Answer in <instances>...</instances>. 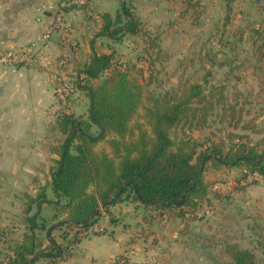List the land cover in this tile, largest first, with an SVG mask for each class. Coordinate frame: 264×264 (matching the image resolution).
Listing matches in <instances>:
<instances>
[{
  "label": "trees",
  "instance_id": "16d2710c",
  "mask_svg": "<svg viewBox=\"0 0 264 264\" xmlns=\"http://www.w3.org/2000/svg\"><path fill=\"white\" fill-rule=\"evenodd\" d=\"M100 18L102 25L97 34L107 36L114 44L122 43L127 35H143L149 39L150 47L159 50V43L146 36L142 20L127 0H121L115 15L106 11L100 13ZM246 33L251 39L249 60H254L255 66L264 64V21L240 30V40ZM111 48L110 53L94 51L75 77L79 92L88 99L86 113H59L58 128L63 139L50 182L56 199H48L44 188L36 197L26 195L24 239L0 257V264H59L72 255V246L99 222L100 204L114 203L117 198L137 200L148 211L197 217L210 192L209 172L236 167L240 169L238 180L245 183L257 182L247 181L250 175L264 177V138L255 140L250 133L237 131L243 128L262 132L257 129V117L247 118L251 112V108H246L247 101L230 96L224 81L211 83L207 77L211 71L203 76L204 81L187 79L162 94L150 93L146 121L151 130L138 124V136L125 139L142 104L145 84L131 72L135 64L124 63ZM138 70L142 75L143 70ZM213 116L232 129L218 128L204 138L191 135L211 126ZM177 126L187 132L183 130L179 139L171 133ZM223 130L225 133L219 136ZM110 133L120 137L110 140L114 155L97 147ZM44 202L55 207L54 218L61 214L65 217L57 221L40 217ZM34 203L38 211L29 215ZM64 224L75 229L67 246L48 236V231ZM62 235L66 238L69 233L64 231ZM228 251L232 264H258L254 251L238 243L228 244Z\"/></svg>",
  "mask_w": 264,
  "mask_h": 264
},
{
  "label": "crops",
  "instance_id": "0c3cea01",
  "mask_svg": "<svg viewBox=\"0 0 264 264\" xmlns=\"http://www.w3.org/2000/svg\"><path fill=\"white\" fill-rule=\"evenodd\" d=\"M132 2L143 26L151 28L150 16L143 11L140 0ZM66 3L67 0H0V52L21 48L43 33L54 18L55 7L64 10L65 26L52 34L49 44L29 65L14 67L0 62L1 258L24 239L26 195L36 197L44 188L48 199H56L55 194L50 195V182L63 139L58 128L59 113L87 111L88 99L81 92L78 94L84 96V101L80 107L75 96L70 99L72 107L70 102L66 106L58 102L54 83L58 58L63 56L67 61L60 71L75 78L94 51L102 54L113 49L110 38L97 34L102 25L100 13L115 15L121 0H94L86 8ZM128 36L142 37L149 43L143 35H127L124 40ZM146 51L159 52L148 45ZM78 108L84 109L78 113ZM239 172L231 168L208 173L210 192L197 217L148 211L144 204L132 199L117 198L114 203L100 204L96 224L102 231L88 229L87 235L72 246V255L59 264H108L120 255L127 256L133 264H217L218 237H226L230 244L235 241L232 236L264 229V184L240 182ZM37 211L34 203L29 215ZM55 213V207L48 202L40 207V217L48 220L57 221L66 215L56 219ZM64 231L69 233L66 238ZM74 232L64 224L48 231V236L67 246Z\"/></svg>",
  "mask_w": 264,
  "mask_h": 264
},
{
  "label": "rangeland",
  "instance_id": "374dc122",
  "mask_svg": "<svg viewBox=\"0 0 264 264\" xmlns=\"http://www.w3.org/2000/svg\"><path fill=\"white\" fill-rule=\"evenodd\" d=\"M127 1H131L134 6L133 0ZM147 1L146 3V0H140V6L150 16L151 21V28L144 24L145 34L157 40L160 44L159 52L156 54L154 51H146V45L149 46L150 43H145L142 37L128 36L124 42L111 46L114 47L117 58L124 63L135 64L131 72L139 76L145 84L142 104L130 122L132 131L125 135V139L130 140L138 136V124L143 125V129L151 130L146 121V106L150 93L162 94L166 89L177 87L181 81L187 79L204 81L203 76L207 71H211V75H207L211 83L224 81L228 85L230 96L238 98L241 102L247 101L246 108H251L247 118L257 117V129L263 130L254 132L239 128L237 131L248 132L255 140L264 138V64L255 66L254 60H249L252 57L249 33L245 34L243 40L239 38L240 30L264 21V0H193L192 5L188 0ZM146 4L149 5L148 8ZM194 4L196 5L193 6ZM223 60H226L225 64H220ZM247 61L252 64L248 66ZM139 67L143 70L142 75ZM74 99L80 107L84 96L78 94ZM82 109L84 108H78L76 111L79 113ZM180 128L177 126L171 131L175 139L184 135L185 129ZM218 128L232 129L213 116L211 126L195 130L191 135L204 138ZM224 133V130L219 131L218 135ZM119 138L116 133H110L97 147L114 155L115 149L111 141ZM232 169L240 171L236 167ZM50 191L53 196V190ZM232 239L241 247L254 251L258 264H264V229L254 230L242 236H232ZM217 243L219 244L215 259L219 264H232L227 238L220 236Z\"/></svg>",
  "mask_w": 264,
  "mask_h": 264
},
{
  "label": "built area",
  "instance_id": "2783aa9c",
  "mask_svg": "<svg viewBox=\"0 0 264 264\" xmlns=\"http://www.w3.org/2000/svg\"><path fill=\"white\" fill-rule=\"evenodd\" d=\"M94 0H67L66 5L68 6H88ZM54 18L52 22L48 25L43 33L36 37L27 46L17 48V49H6L0 52V62L11 65L19 66L25 65L37 58V55L42 51L50 42L52 34L59 29H64V10L60 7L53 8ZM66 58H58L59 69L56 74H54L55 83V94L58 102L62 106L69 104L70 99L79 93L78 84L76 78H71L67 74H64V70L60 71L66 65ZM257 181L264 184V177H259L258 174L250 175L247 181ZM242 182L245 183L243 180ZM99 232L102 231L98 224H94L89 228V231ZM108 264H133L129 261L128 257L117 256L112 259Z\"/></svg>",
  "mask_w": 264,
  "mask_h": 264
}]
</instances>
